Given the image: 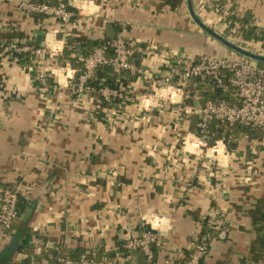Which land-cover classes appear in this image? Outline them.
Masks as SVG:
<instances>
[{"label": "crops", "instance_id": "obj_1", "mask_svg": "<svg viewBox=\"0 0 264 264\" xmlns=\"http://www.w3.org/2000/svg\"><path fill=\"white\" fill-rule=\"evenodd\" d=\"M23 2L65 3L73 16L62 23L28 14ZM193 5L225 38L229 15L250 14L264 30V0ZM119 35L137 42L142 73L116 106L95 91L75 93L69 64L47 61L34 76L32 67L0 60V182L18 192L23 206L13 232L0 229V256L18 237L5 264H56L52 252L144 264L140 253L127 263L119 253L147 228L159 234L157 264H178L206 219L220 220L222 230L203 264H264V139L241 137L232 150L223 140L210 147L191 130L204 107L200 85H186L190 105L178 86L149 89V80L171 66L188 68L204 55L239 57L197 26L187 0H0V51L29 44L65 49L67 42L79 48ZM237 36L233 30L229 38ZM38 75L47 77L46 87Z\"/></svg>", "mask_w": 264, "mask_h": 264}, {"label": "built area", "instance_id": "obj_2", "mask_svg": "<svg viewBox=\"0 0 264 264\" xmlns=\"http://www.w3.org/2000/svg\"><path fill=\"white\" fill-rule=\"evenodd\" d=\"M23 11L32 15H43L49 19L68 23L72 19V12L65 3L50 5L48 3L23 2L19 6ZM238 42L237 45L253 53L264 55V48L261 43L247 42L240 38H233ZM231 41V40H230ZM66 47V46H65ZM138 45L137 42L129 41L122 35L113 40L103 41L91 54L83 56L79 52H74L72 58L82 66V74L78 83L73 85V91L82 94L87 91H95L87 86V83L95 77L96 71L100 67H111L116 75L124 72H131L134 75L142 73L135 63V55ZM64 48L50 46L34 47L29 45H9L0 51V60L8 59L13 63L20 64L19 56L15 54L30 53L36 65L44 64L47 61L58 63L63 56ZM71 65L67 63V65ZM229 72L228 80L221 73ZM1 72V70H0ZM77 73V70H76ZM211 79L213 82L227 92L229 86L236 91L239 105H230L226 101L207 102L199 113L198 136L201 141L207 144L209 138L210 125L213 121L229 124L231 126L241 125L248 128L264 129V67L259 63L246 57L230 60L227 58H217L210 55L201 56L199 61L188 68L171 66L165 75H159L149 80L150 92L159 94L162 90H169L176 86L181 95L185 98V87L193 79ZM36 80L44 87L47 86V77L38 75ZM177 83V84H176ZM96 92V91H95ZM126 88L120 84L116 89L104 88L97 93L110 106H114L116 100L122 102L127 100L130 95L125 97ZM129 93V92H128ZM173 95H170V101ZM192 109L186 108L185 112L190 114ZM217 143V142H216ZM20 198L16 190L6 183L0 182V229L5 235H10L15 225L19 222L21 214L19 211ZM214 232L222 230V222H211ZM159 234L151 228L144 229L138 236L124 242L123 249L120 250V257L125 263L130 262L134 252H140L144 256L145 264H157L155 246L158 242ZM214 235H199L188 260L183 264H203L208 256ZM48 249L47 245L40 249L38 255H42ZM95 253L82 255L76 258L60 257L56 259V264H98ZM109 264H121L120 260L109 262ZM167 264H174L173 261Z\"/></svg>", "mask_w": 264, "mask_h": 264}, {"label": "trees", "instance_id": "obj_3", "mask_svg": "<svg viewBox=\"0 0 264 264\" xmlns=\"http://www.w3.org/2000/svg\"><path fill=\"white\" fill-rule=\"evenodd\" d=\"M224 3V2H223ZM223 3H220L217 8L218 11L222 12ZM70 11L71 8H69ZM227 30H226V38H229L233 30L237 31V37L241 40L247 41V42H257L261 43L264 48V30L255 26L253 24V20L251 18V15H245L242 18L234 15H229L226 20ZM103 41H109L108 39H105ZM103 41H89L87 43L82 44L79 48L74 47L72 42H67L66 47L63 52V56L59 58V64L62 66H65L67 63H70L71 66L77 70L75 80L73 84H77L79 81V78L82 74V66L77 63L75 59L72 58V54L74 52H79V54H82L83 56H88L93 52V50L99 46ZM34 47H39L38 45H33ZM16 56H19L20 58V64H23L28 67H32L33 69V75L36 74V67L37 65L33 61V56L30 53H23V54H15ZM260 66L264 67V64L259 63ZM223 76H225V79L228 80V77L230 76L229 72L223 71L221 73ZM136 75H131L129 72H124L121 75H116L111 67L104 66L97 69L95 77L90 80L87 83V86L94 89L96 92L100 91L104 88H110V89H116L119 87L120 84H123V86L126 88L125 97L129 95V85L133 82V80L136 78ZM193 84L200 85V89H202V92L200 93V104L204 106L207 102L213 101V102H222L226 101L230 105H239L240 102L238 98L236 97V91L234 88L229 86V89L227 92L223 91L221 88H219L211 79L202 80L200 78H195L192 80ZM185 105H190L191 98H193V92L191 89L185 90ZM103 100V98L101 97ZM103 102L108 105L104 100ZM121 100H116L114 105H119L121 103ZM198 118L194 116L193 124L195 126H191V130L198 133ZM256 137L260 139H264V129L260 128H248L241 125H234L231 126L229 124L221 123L218 121H213L210 125L209 130V138L207 141L208 146H214L218 140H223L226 146L229 150H232L236 147V143L239 138L241 137ZM23 209L22 203L20 201L19 203V211L21 214V210ZM211 220L206 219L203 225L202 229V235L206 234H212L216 236L218 232H214V230L211 228ZM123 244L120 247L121 251H124ZM140 253V252H136ZM142 260H144V256L140 253L139 255ZM190 256V253L187 255L185 260L178 264H183L186 260H188ZM60 257H70V256H64L63 254H59L58 252H52L51 254V261H55L56 259ZM70 258H76V257H70ZM50 261V262H51ZM145 264V263H144Z\"/></svg>", "mask_w": 264, "mask_h": 264}, {"label": "water", "instance_id": "obj_4", "mask_svg": "<svg viewBox=\"0 0 264 264\" xmlns=\"http://www.w3.org/2000/svg\"><path fill=\"white\" fill-rule=\"evenodd\" d=\"M187 2H188V8H189L191 18L197 24V26L201 30H203V32H205L207 35H209L210 37H212L215 40H217L218 42H220L223 46H225L229 50H231V51H233V52H235V53H237L243 57H246L248 59L256 61L257 63L264 64V55L256 54V53H253L249 50H246L245 48L231 42L229 39H227L224 36H222L221 34L217 33L215 30H213L207 24H205L200 19V17L197 15L195 8H194V5H193V0H187ZM112 33H113V35H115V32H112ZM109 38L111 40H113L115 38V36H112V37L109 36ZM17 242H18V237L14 238L10 247L0 256V264H5L12 257V254L16 250Z\"/></svg>", "mask_w": 264, "mask_h": 264}, {"label": "rangeland", "instance_id": "obj_5", "mask_svg": "<svg viewBox=\"0 0 264 264\" xmlns=\"http://www.w3.org/2000/svg\"><path fill=\"white\" fill-rule=\"evenodd\" d=\"M233 38H235V37H233ZM233 38H227V39H229V40H231V42H233V43H235V44H238V42L236 41V40H234ZM228 49V48H227ZM230 52H232L233 54H235L234 56H239V57H241V55H239V54H237V53H235V52H233V51H231V50H229Z\"/></svg>", "mask_w": 264, "mask_h": 264}]
</instances>
